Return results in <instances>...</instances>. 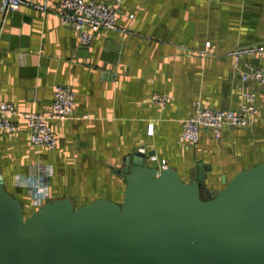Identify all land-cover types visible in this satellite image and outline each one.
Segmentation results:
<instances>
[{
    "label": "crops",
    "instance_id": "crops-1",
    "mask_svg": "<svg viewBox=\"0 0 264 264\" xmlns=\"http://www.w3.org/2000/svg\"><path fill=\"white\" fill-rule=\"evenodd\" d=\"M120 9L117 24L127 32L100 29L83 46L51 11L0 8V103L44 114L55 86L74 92L71 117L47 121L54 148L32 145L21 118L10 117L14 132L0 130L3 186L25 215L62 197L75 207L120 202L124 178L117 171L137 151L146 165L170 167L185 183L201 168L202 189L211 193L237 171L264 165V77L240 79L242 72L264 70V51L231 54L264 45V0H122ZM241 89L253 91L258 108L248 127L224 126L217 138L201 131L195 143L179 142L196 100L236 110ZM155 93L169 102L152 103ZM36 183L41 194L32 196Z\"/></svg>",
    "mask_w": 264,
    "mask_h": 264
},
{
    "label": "water",
    "instance_id": "water-1",
    "mask_svg": "<svg viewBox=\"0 0 264 264\" xmlns=\"http://www.w3.org/2000/svg\"><path fill=\"white\" fill-rule=\"evenodd\" d=\"M120 202L68 197L29 215L0 175V264H264V165L202 193L170 168L126 158Z\"/></svg>",
    "mask_w": 264,
    "mask_h": 264
},
{
    "label": "built area",
    "instance_id": "built-area-1",
    "mask_svg": "<svg viewBox=\"0 0 264 264\" xmlns=\"http://www.w3.org/2000/svg\"><path fill=\"white\" fill-rule=\"evenodd\" d=\"M122 0H56L53 6L46 1L35 0H0V8L4 13L17 11L21 7H27L43 12H53L60 22L72 28L78 36L79 43L88 46L95 33L100 30L127 32L125 27L117 24L120 17ZM132 18V15H128ZM208 46V43H205ZM264 51L263 46H252L239 49L231 54H260ZM199 55H205L204 49L197 51ZM264 70L255 68L242 72V82L248 79L262 80ZM150 101L156 105H164L169 102V96L164 94H152ZM74 105V92L69 85H57L53 89V100L47 113L35 111H21L10 103H0V130L12 133L17 129V123L10 117L21 118L26 122L29 132V141L35 146H45L49 149L55 147L56 137L47 121L50 119H66L71 117ZM258 112L254 102V93L248 89H241L240 99L236 110L209 109L203 106L199 100L193 105V112L181 123L178 140L181 143L193 144L198 140L201 131L211 134L214 138L220 135L224 126L231 128H245L251 123V118ZM147 132H151L148 125ZM151 161L157 160L154 155L149 156ZM162 167V166H161ZM35 176L42 177L40 167L35 168ZM29 194L39 196L41 189L37 183L31 186Z\"/></svg>",
    "mask_w": 264,
    "mask_h": 264
},
{
    "label": "trees",
    "instance_id": "trees-1",
    "mask_svg": "<svg viewBox=\"0 0 264 264\" xmlns=\"http://www.w3.org/2000/svg\"><path fill=\"white\" fill-rule=\"evenodd\" d=\"M202 193L204 194V191L202 190Z\"/></svg>",
    "mask_w": 264,
    "mask_h": 264
}]
</instances>
